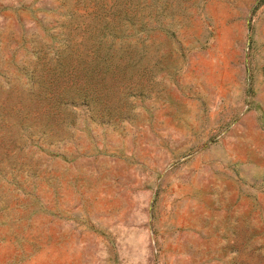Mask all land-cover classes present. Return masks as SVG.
<instances>
[{"label":"rangeland","instance_id":"rangeland-1","mask_svg":"<svg viewBox=\"0 0 264 264\" xmlns=\"http://www.w3.org/2000/svg\"><path fill=\"white\" fill-rule=\"evenodd\" d=\"M0 264H264V0H0Z\"/></svg>","mask_w":264,"mask_h":264},{"label":"crops","instance_id":"crops-1","mask_svg":"<svg viewBox=\"0 0 264 264\" xmlns=\"http://www.w3.org/2000/svg\"><path fill=\"white\" fill-rule=\"evenodd\" d=\"M261 41H262V39H260ZM263 42V41H262ZM224 47L226 48L227 47V45H224Z\"/></svg>","mask_w":264,"mask_h":264}]
</instances>
